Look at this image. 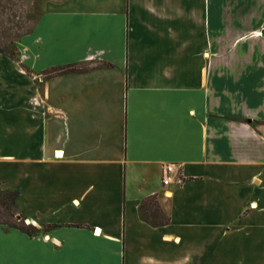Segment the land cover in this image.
Returning <instances> with one entry per match:
<instances>
[{
  "label": "crops",
  "instance_id": "0c3cea01",
  "mask_svg": "<svg viewBox=\"0 0 264 264\" xmlns=\"http://www.w3.org/2000/svg\"><path fill=\"white\" fill-rule=\"evenodd\" d=\"M18 48L0 264H264V0H60Z\"/></svg>",
  "mask_w": 264,
  "mask_h": 264
},
{
  "label": "rangeland",
  "instance_id": "374dc122",
  "mask_svg": "<svg viewBox=\"0 0 264 264\" xmlns=\"http://www.w3.org/2000/svg\"><path fill=\"white\" fill-rule=\"evenodd\" d=\"M60 0H12L11 3L4 2L2 3L3 5L8 6L6 8V14L0 16V21L5 20L8 14H13V20L20 24L27 25V26H32L35 24V22L38 20V18L43 14L44 11L48 9H52ZM20 38V37H19ZM13 40V42L9 45L10 50L12 51L13 55L12 58L13 60H16V70L17 72L14 71L13 68L9 65V63L6 60L0 59V71L4 73V76H6L8 79H13L19 82L20 77L23 79L24 76V66L23 63L21 62L20 59V54H19V48H18V39ZM19 75V76H18ZM19 89L22 91L23 86H17V90ZM19 104H23V98L21 99V102ZM23 107H11L9 110L0 108V143L2 144H9L10 141L8 137H4L5 131H4V126L6 127V124L3 125L1 122V117L3 115H11L12 117H17L18 120L22 117H24V112H23ZM20 117V118H19ZM5 122L8 120L7 117H4ZM19 122H17L18 126ZM20 127L23 125L19 124ZM9 134L12 136L13 132L11 128H8ZM6 140V141H5ZM20 181L23 180V172H21L20 175ZM8 221L10 224L16 225L18 227L23 228V230H28L26 228V223H25V218L23 212H21L17 205L15 208V213L12 215V217L8 218ZM0 228L3 230H9L7 225H0Z\"/></svg>",
  "mask_w": 264,
  "mask_h": 264
},
{
  "label": "trees",
  "instance_id": "16d2710c",
  "mask_svg": "<svg viewBox=\"0 0 264 264\" xmlns=\"http://www.w3.org/2000/svg\"><path fill=\"white\" fill-rule=\"evenodd\" d=\"M12 0H0V16L6 14V8L8 6L2 3H11ZM13 14H8L5 20L0 21V53L9 57H12L13 53L10 50V44L13 40L28 33L32 26H27L16 23L13 20ZM16 191L0 190V225H7L8 227H15L23 230V228L10 224L8 218L12 217L16 208Z\"/></svg>",
  "mask_w": 264,
  "mask_h": 264
},
{
  "label": "built area",
  "instance_id": "2783aa9c",
  "mask_svg": "<svg viewBox=\"0 0 264 264\" xmlns=\"http://www.w3.org/2000/svg\"><path fill=\"white\" fill-rule=\"evenodd\" d=\"M186 178L181 166L176 163H166L162 165V183L164 185L175 184L181 186Z\"/></svg>",
  "mask_w": 264,
  "mask_h": 264
}]
</instances>
